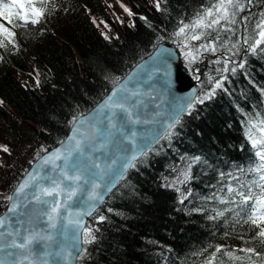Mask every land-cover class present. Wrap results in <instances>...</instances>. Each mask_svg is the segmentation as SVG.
Returning <instances> with one entry per match:
<instances>
[{"label": "trees", "instance_id": "trees-1", "mask_svg": "<svg viewBox=\"0 0 264 264\" xmlns=\"http://www.w3.org/2000/svg\"><path fill=\"white\" fill-rule=\"evenodd\" d=\"M35 2L45 10L35 27H16L15 22L10 25L0 18L15 33L18 44L13 48L8 43L13 38L0 35V147L6 145L10 152L0 151V214L6 207L5 197L41 146L49 149L63 140L69 120L92 108L117 78L153 50L159 36L181 51L183 37L171 35L179 21L192 23L201 6L210 7L213 0H167L161 5L167 9L164 12L156 11L153 0ZM133 21L134 27L130 26ZM236 32L240 34L238 26ZM222 51L215 56L202 53L191 66L182 59L189 70L198 69L199 74L192 71L200 76L198 95L211 87L209 76L218 78L216 69L223 64L212 61ZM248 71L252 83L239 74L231 78V95L217 90L213 100L195 104L191 115L181 117V125L174 130L177 135H165L133 163L88 219L85 227H99L100 239L82 246L89 253L78 258L77 264H264V238L255 236L256 226L237 223L232 213L226 214L232 217L228 223L209 221L206 217L213 208L225 205L204 199L214 191H226L228 174L239 175L238 165L248 168L257 159L246 133L262 136L257 127L248 125L255 114L264 113L258 91L264 88V60L251 59ZM186 157L192 158L193 178L170 186L168 180L177 175ZM189 191L192 195L181 204V194ZM109 208L114 212H108ZM196 208L207 211H193ZM100 214L108 221L97 225L94 217ZM218 245L224 247L216 253ZM248 248L255 251H240ZM229 251L231 256L226 254Z\"/></svg>", "mask_w": 264, "mask_h": 264}, {"label": "snow or ice", "instance_id": "snow-or-ice-1", "mask_svg": "<svg viewBox=\"0 0 264 264\" xmlns=\"http://www.w3.org/2000/svg\"><path fill=\"white\" fill-rule=\"evenodd\" d=\"M34 2L0 0V18L10 25L15 22L16 27H35L45 16V10L37 7H31L30 11L25 9V5ZM42 2L47 5L49 0ZM164 3L167 0H153L157 12L167 11L161 7ZM121 7L129 16L133 15L127 7ZM253 9L258 11L254 13ZM244 12L247 15H241ZM140 19L147 21L145 16ZM179 25L171 35L183 37L180 47L188 66L195 63L202 53L215 56L223 49L221 55L212 61L223 64L216 69L218 78L209 76L211 87L196 96L176 97L171 94L170 88H166L169 96L167 106L162 107L163 101L155 104L157 110L143 119L138 110L143 104L141 93L134 87L129 89L126 83L115 88L91 113L82 117L73 116L69 120L70 134L59 141L61 146L52 151L41 146L39 152L45 154L41 156L38 152L29 161L32 167L25 170V179L5 197L6 212L0 216V252H4L6 258H11L10 264H22V260L29 255L37 259L46 256L62 257L65 254L74 258L87 255L89 250L82 245L95 244L100 239L98 233L101 229L91 225L85 227L84 217L93 215L106 194L124 176L125 170L134 166L136 154L144 155L165 135L169 138L177 135L174 130L181 125V117L191 115L195 104L203 105L213 100L217 90L231 95L228 87L231 78L239 74L252 83L248 71L249 61L257 58L264 60V0H213L210 7L201 6L192 23L181 19ZM130 26H135L134 21ZM237 26L240 28L239 35L236 32ZM222 33L231 35L222 37ZM5 34L13 38L8 43L17 48L15 33L0 23V35ZM105 39L111 38L105 36ZM164 39L163 36L158 37L160 41ZM190 41L203 42L192 45ZM170 62V56L162 61L165 67ZM192 71L195 73L198 69ZM194 78L200 80L199 75H194ZM258 91L264 102V88H258ZM241 94L244 95L243 90ZM248 127H257L262 134L261 137H253L251 131L246 133L257 159L248 168L238 165L236 172L239 175L229 173L230 179L222 194L217 190L204 198L209 203L225 205L213 208L206 218L209 221L222 220L228 223L232 217L226 214L232 213L238 218L237 223L250 222L258 229L255 236L264 238V198H261L264 197V113L255 114ZM112 144H116L119 151L125 154L123 158L106 155ZM0 151L10 154L6 145L0 147ZM128 153L132 154L131 160L127 158ZM193 160L199 161L200 157H193ZM191 168L192 164H189L181 183L193 178ZM220 175L223 177L224 173ZM190 195L191 191L187 195L181 194L180 203L183 204ZM258 208L260 211H257ZM193 211L205 212L207 209L196 208ZM108 212L114 210L109 208ZM94 219L97 225L108 221V217L103 214ZM69 238L73 241L71 252L65 244ZM239 238L244 239V236ZM248 238L255 239L253 236ZM223 247L218 245L215 252H221ZM240 251L253 253L255 250L248 248ZM226 254L231 256L232 252ZM212 255L214 258L215 253Z\"/></svg>", "mask_w": 264, "mask_h": 264}, {"label": "water", "instance_id": "water-1", "mask_svg": "<svg viewBox=\"0 0 264 264\" xmlns=\"http://www.w3.org/2000/svg\"><path fill=\"white\" fill-rule=\"evenodd\" d=\"M161 49L165 50L161 52ZM171 57V62L165 65L162 61L165 60L166 57ZM127 84L129 89L136 88L140 93V99L143 101V104L139 107V112L141 118L150 117L154 111L157 109L155 108V104L162 103V107L167 106V100L169 98L168 91L166 88H170L171 94L176 97H187V96H196L200 92V84L199 80H196L194 76L190 73L188 68L184 65L181 59V53L179 49L173 45L171 42L168 41H160L153 50L142 57L139 61H137L132 68L118 81L116 82L109 91L87 112L79 115H87L91 113L94 109L100 105L105 98L115 89L118 88L121 84ZM195 90V91H194ZM159 119V118H157ZM133 127H141V128H148L150 126H133ZM70 134V129L67 132L66 136L63 140ZM61 145L58 143L53 147L49 148V151L60 147ZM153 146V145H152ZM151 146V147H152ZM45 153H42L43 156ZM107 156L116 155L118 157L123 158L125 155L119 151V148L116 144L109 145V148L106 153ZM129 160L132 159V154H126ZM142 155L139 153L136 154V159L133 161H137ZM31 165L28 168L31 169ZM130 168V167H129ZM127 168L124 172V175L129 170ZM26 173L21 177L16 185L21 183L25 179ZM123 178V177H122ZM121 178V179H122ZM119 179L115 186L111 189V191L117 186ZM109 191L104 200L98 205L96 210L103 204L105 199L110 194ZM95 210V211H96ZM6 212V207L4 211L0 214L3 216ZM94 214V213H93ZM91 216L84 217L85 225L88 219ZM66 247L68 248L69 252L72 251V244L73 241L71 238L67 242H65ZM83 246V245H82ZM11 258H6L4 252H0V264H10ZM78 258H74L70 254H65L62 257H52L46 256L45 258L37 259L36 257L29 255L26 259L22 260V264H77Z\"/></svg>", "mask_w": 264, "mask_h": 264}, {"label": "rangeland", "instance_id": "rangeland-1", "mask_svg": "<svg viewBox=\"0 0 264 264\" xmlns=\"http://www.w3.org/2000/svg\"><path fill=\"white\" fill-rule=\"evenodd\" d=\"M31 7H36V2H34V4H32V5H25V9L26 10H29L30 11V8ZM38 8V7H37ZM190 44H192V45H198L199 44V41H194L193 43H190ZM180 51V50H179ZM180 53H181V59H183V60H185V58H184V55H183V51H182V49H181V51H180ZM186 61V60H185ZM206 61V59H204L201 63H203V62H205ZM183 62V61H182ZM187 62V61H186ZM187 67V66H186ZM188 68V67H187ZM190 69V68H189ZM188 69V70H189ZM190 71V73L192 74V71L191 70H189ZM196 73H198V72H196ZM199 74V73H198ZM191 162H192V158H190V157H186V158H184V160H183V162H182V164H181V166L179 167V170H178V173H177V175L176 176H174L173 178H171V179H169L168 180V184L170 185V186H175V187H178L179 186V184L181 183V181H183L184 179H185V173L188 171V166H189V164H191ZM261 198H264V197H261ZM262 207H264V206H262ZM257 211H260V209L258 208L257 209ZM262 214H264V213H262Z\"/></svg>", "mask_w": 264, "mask_h": 264}, {"label": "bare ground", "instance_id": "bare-ground-1", "mask_svg": "<svg viewBox=\"0 0 264 264\" xmlns=\"http://www.w3.org/2000/svg\"><path fill=\"white\" fill-rule=\"evenodd\" d=\"M155 144V143H154Z\"/></svg>", "mask_w": 264, "mask_h": 264}]
</instances>
